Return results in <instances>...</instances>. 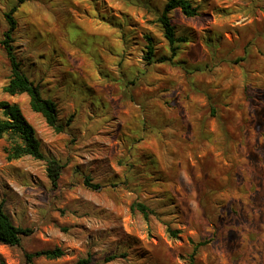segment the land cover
Wrapping results in <instances>:
<instances>
[{
  "label": "clouds",
  "instance_id": "clouds-1",
  "mask_svg": "<svg viewBox=\"0 0 264 264\" xmlns=\"http://www.w3.org/2000/svg\"><path fill=\"white\" fill-rule=\"evenodd\" d=\"M77 2L0 0V264H264V0Z\"/></svg>",
  "mask_w": 264,
  "mask_h": 264
},
{
  "label": "rangeland",
  "instance_id": "rangeland-1",
  "mask_svg": "<svg viewBox=\"0 0 264 264\" xmlns=\"http://www.w3.org/2000/svg\"><path fill=\"white\" fill-rule=\"evenodd\" d=\"M29 2L30 0H18V8L15 9V11L24 8L25 4ZM85 2L92 3V9L82 7L81 5ZM76 7L79 9L81 19L87 18L86 28L89 35H108V29L112 28V25L107 24L104 19L99 17L93 0H78ZM112 11L116 13L117 16L124 15L129 17L134 25L150 27V25H147V21L144 20L141 10L137 9L134 0H113ZM92 17H96V19H92ZM157 39H159V37H157ZM119 43L120 41L118 40L112 41L113 47ZM129 55H132V53H129ZM81 59L86 65L83 69L85 76L89 78L86 82L88 83V87L92 88L94 87V82L99 76V73H94L87 67L88 57L82 56ZM258 128L260 129L259 133H257ZM248 132L249 135L258 134L260 139L264 140V122L258 120L255 124H250Z\"/></svg>",
  "mask_w": 264,
  "mask_h": 264
},
{
  "label": "trees",
  "instance_id": "trees-1",
  "mask_svg": "<svg viewBox=\"0 0 264 264\" xmlns=\"http://www.w3.org/2000/svg\"><path fill=\"white\" fill-rule=\"evenodd\" d=\"M189 5H183V10L185 11V12H187L188 11V9H189ZM10 23H14L13 21H10ZM149 43H151L150 41H149ZM82 264H86V262H82Z\"/></svg>",
  "mask_w": 264,
  "mask_h": 264
}]
</instances>
